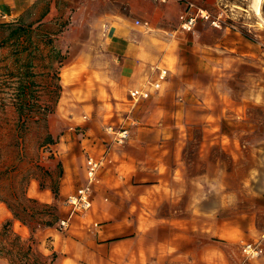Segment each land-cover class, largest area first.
Here are the masks:
<instances>
[{
    "label": "rangeland",
    "instance_id": "374dc122",
    "mask_svg": "<svg viewBox=\"0 0 264 264\" xmlns=\"http://www.w3.org/2000/svg\"><path fill=\"white\" fill-rule=\"evenodd\" d=\"M187 1L35 0L15 17L0 16V208L13 205L30 233L23 237L12 211L0 218V257L15 264L26 257L29 264L107 263L87 254L94 248L86 233L95 232L84 227L85 214L71 216L68 196H60L64 168L55 145L79 116L95 119L92 52L103 47L108 26L128 15L137 28L159 35L161 58L147 79L154 80L157 67L169 69L154 94L170 108L164 122L189 140L180 192L146 202L142 212L157 221L132 225L128 257L116 263L264 264V0L260 13L258 0H191L220 23L199 17L189 32L180 27ZM132 2L145 16L130 13ZM18 25L24 33L12 36ZM67 72L70 80L63 79ZM177 101L183 110L173 113ZM63 219H70L65 229ZM249 242L262 249L258 256L245 254Z\"/></svg>",
    "mask_w": 264,
    "mask_h": 264
},
{
    "label": "crops",
    "instance_id": "0c3cea01",
    "mask_svg": "<svg viewBox=\"0 0 264 264\" xmlns=\"http://www.w3.org/2000/svg\"><path fill=\"white\" fill-rule=\"evenodd\" d=\"M34 2L35 0H0V16L15 17ZM141 10V5L130 3V13L145 16L146 13H139ZM128 18L126 15L127 21L111 23L105 31L103 47L96 53L92 52L91 69L98 76L94 92L97 97L95 119L91 120V115L88 114L83 119L79 116L80 123L68 127L61 137L62 141L55 145H59L56 154L64 168L60 194L63 198L74 193L85 182L88 155L105 157V165L94 187L93 206L85 213L82 222L84 227H91L95 232L86 233L89 245L94 248H86L87 254L103 259L106 264H117L122 257H128V246L132 239L128 234L132 232V225H140L146 220L149 223L157 221L153 212H149L147 216L142 212V208L147 206L146 202L151 201L154 195L159 201L171 195L175 199L176 193L180 192L181 180L186 172L185 149L189 140L181 129L172 131L168 123L164 122V116L170 108L166 99L160 102L162 96L154 93L163 88L167 79L159 90L154 89L152 84L158 77V71L154 80L147 79L152 63L161 58L159 35L154 31L137 28ZM94 31L98 32L96 39H101L104 31ZM67 65L66 63L65 66ZM72 69L70 67L67 70L70 73ZM63 79L70 80L68 72ZM136 88L146 89L151 95L135 102L131 99L130 91ZM177 102L178 104L174 103L173 113L183 110V104ZM138 103V108L133 110ZM65 104L64 99L60 107L66 108ZM109 105L114 107V112L109 109ZM118 108L123 111L119 112ZM132 110L128 118V112ZM113 116L115 117L111 119ZM121 119L122 123H115ZM134 119L141 123H129ZM180 123L178 121L177 124ZM108 124L126 128L129 126V141L116 143L106 131ZM10 217L12 212L8 208H0L1 222ZM15 221L20 222L23 237L29 236L27 226L18 219ZM99 224L95 229L94 226ZM49 229H45V232H49ZM177 246L174 248L179 247ZM0 264L11 263L0 257Z\"/></svg>",
    "mask_w": 264,
    "mask_h": 264
},
{
    "label": "built area",
    "instance_id": "2783aa9c",
    "mask_svg": "<svg viewBox=\"0 0 264 264\" xmlns=\"http://www.w3.org/2000/svg\"><path fill=\"white\" fill-rule=\"evenodd\" d=\"M161 2H166L168 0H159ZM199 17H204L210 20L212 24L218 26L220 23L219 19H213L211 14L208 13L203 8L195 9V3L191 0L187 1V9L180 16V27L183 31H194L198 22ZM141 21L137 20V24ZM172 34V33H171ZM169 70L167 68L158 67V77L154 81L153 87L159 90L162 87L163 82L167 79ZM151 95L150 91L146 89H132L130 91L131 99L135 102L141 99L148 98ZM106 131L113 136V140L116 143L123 144L130 139L131 131L129 128L124 126H116L113 124H108ZM105 165V157L98 158L94 155H88L86 159V182L84 185L79 187L77 191L70 194L66 202L71 206V216L76 214H85L93 206V195L95 184L99 181L100 172ZM70 225V219H63L60 222V227L62 229L67 228ZM243 250L248 257L258 256L262 249L259 245L249 242L245 243Z\"/></svg>",
    "mask_w": 264,
    "mask_h": 264
},
{
    "label": "trees",
    "instance_id": "16d2710c",
    "mask_svg": "<svg viewBox=\"0 0 264 264\" xmlns=\"http://www.w3.org/2000/svg\"><path fill=\"white\" fill-rule=\"evenodd\" d=\"M24 31H25V28L23 27V25H18V26H16V27H14L12 30H11V35L12 36H17V37H21L22 36V34L24 33ZM19 91L21 92V93H24L25 92V83L23 82V81H21L20 82V84H19ZM51 138V137H50ZM56 195H57V193H56ZM28 200L29 201H34V199H31V198H28ZM46 207L47 208H51L52 206L51 205H46ZM9 208L11 209V211L13 212V215H14V217L16 218V219H19V220H21L23 223H26L27 221H26V219L17 211V209L13 206V205H9ZM31 209V207L28 205V204H26L24 207H23V211L27 214V215H29V216H31V214H29L28 213V210H30ZM10 224V221H7V223H5L4 224V231H6L7 232V226ZM46 224L48 225V226H51L52 225V223L51 222H46ZM29 249H30V247H29ZM30 263V260L28 259V257H26L25 259H23V261H22V264H29ZM11 264H15V262L12 260V262H11Z\"/></svg>",
    "mask_w": 264,
    "mask_h": 264
},
{
    "label": "bare ground",
    "instance_id": "6f19581e",
    "mask_svg": "<svg viewBox=\"0 0 264 264\" xmlns=\"http://www.w3.org/2000/svg\"><path fill=\"white\" fill-rule=\"evenodd\" d=\"M260 2H261V0H258V4H257V11H258V13L261 12V5H260ZM67 80H68V79H67Z\"/></svg>",
    "mask_w": 264,
    "mask_h": 264
}]
</instances>
